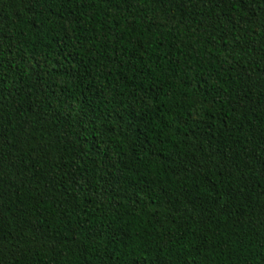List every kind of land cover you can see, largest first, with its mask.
Listing matches in <instances>:
<instances>
[{
	"label": "trees",
	"instance_id": "16d2710c",
	"mask_svg": "<svg viewBox=\"0 0 264 264\" xmlns=\"http://www.w3.org/2000/svg\"><path fill=\"white\" fill-rule=\"evenodd\" d=\"M0 264H264V0H0Z\"/></svg>",
	"mask_w": 264,
	"mask_h": 264
}]
</instances>
